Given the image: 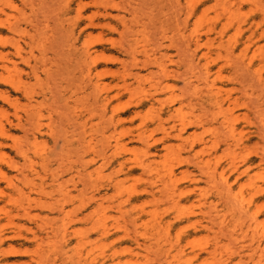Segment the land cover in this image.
<instances>
[{"label":"rangeland","instance_id":"1","mask_svg":"<svg viewBox=\"0 0 264 264\" xmlns=\"http://www.w3.org/2000/svg\"><path fill=\"white\" fill-rule=\"evenodd\" d=\"M58 1L0 0V148H2L0 149V169L5 170L8 174H16L11 166L9 167L13 162L14 165L22 167L35 165L36 170L54 188L57 189L56 184L64 182L65 189L62 191L57 190V192L53 188V195L50 196V199L45 200L52 201V204L58 200H64L62 203L65 204L66 211L69 210L68 213L72 212L71 218L73 219L67 220L70 222V226L73 225V228L69 226V236L71 237L68 236L64 240L65 244H63V241L62 244L69 248L66 250L70 251L71 256L76 257L78 264L80 257L83 264L86 261V264H91L92 259L97 258L101 251L112 254V249L114 252H118L117 256L120 257L118 259L126 261V259L141 258H138L139 261L135 260L133 264L139 262V264H167L168 260H172V264H264V257L260 259L256 256L255 260L241 259V256L254 253L252 248L258 246V237L251 230L248 231L247 228L244 229L240 225L239 218L232 215L235 213V208L232 210L233 204L231 205L230 202H226L227 200L223 196L218 195L219 192L217 191L221 184H218L216 188L212 187L213 190L209 189V186L211 188V186H216L217 183L213 184L214 181L211 180L213 183L209 181L208 185L205 179V177L208 179V176L204 175L205 173L200 167L201 172L198 170L200 161L211 160L214 166L218 165L220 167V173L222 172L221 168L227 170L230 181L233 180L231 183H234L237 173L228 170L229 162L234 161L242 167V170L252 166L249 176H243L241 181L236 184L237 186L235 185L234 191L235 194H241L240 198L245 199L246 202L254 199L251 214L258 213L259 221L264 224V195H258L257 193L260 186L264 189V183L259 179L260 175L264 176V168L258 167L261 158L256 154V151L264 147V141L255 133L264 124L261 118L250 112L251 123L248 122L250 121L246 114L248 110L244 107L234 112L231 111L232 118V115L228 114L231 122L234 120L233 123L237 126L239 132H237V135L245 134L242 148H235L236 150L233 148L234 150L229 149V151L226 148L228 147L226 142L228 129L225 131V128L223 129L216 121H213L211 117L213 112L211 111L212 109L216 110L214 112L218 111V109L212 108L214 104L211 105L212 107L209 105L210 108L208 109V103H205L211 92H208L209 87L207 88L197 78L202 76L199 75L202 73L198 69L199 72H196L199 74L196 72L191 74L193 70L187 72V75H191L193 78L197 74L198 81L195 78L192 80V84L195 83L194 85H186L180 78L168 76L164 72V70H178V66H181V64L183 66L180 72L187 71L186 66H184L185 63L183 64V57L175 46L176 44H174L178 41V37L175 34L176 30L173 22L167 20L170 17V14L166 15L170 12L167 0H66V2L63 0L66 5L61 2L58 3ZM255 1L258 3L254 4L255 2L248 0H198L200 2L199 13H196V17L199 21L197 22L195 20L197 18H194L192 22L197 23V28L196 24L195 27L194 24L191 27L197 31L199 30L198 32L195 31V33L197 32L195 34L196 37L198 36L197 39H202V36L205 38L200 39L202 49L199 53L203 50L200 53V56H202L203 53L212 52L210 58L204 59V61L206 64H210L214 72L225 65L227 59L233 61L237 59V55L239 56L242 48H244V45L240 42L245 40L246 34L249 36L251 33L249 30L250 23L260 22L261 26L253 29V31H257L255 33L256 43L247 54L252 57L255 53L261 51L259 54L257 53L259 57L253 68L252 76H255L254 79L257 78L254 74L256 70H260L264 74V60H262L264 59V0ZM185 2L187 3L188 0H183L184 4H186ZM236 7H240V10ZM229 8L237 10V14H234L236 16H233L235 19H240L239 21H235L234 18H231V15V17L229 16ZM107 14L109 16L105 17ZM92 16L97 20L98 25H91L89 18ZM203 17H205V20ZM200 20L205 24H199ZM232 20L235 27L239 22L246 26L241 34L242 36L237 32L238 26L235 28L234 25L230 24ZM214 25L215 27H213ZM225 25L229 28L226 30L224 40L228 46L231 47L236 39H241L239 40L241 50L238 48L235 55L229 54V52L231 53L229 51L230 47L227 50L228 47L218 48V44H215L219 43L218 41L221 38L219 33ZM9 27H13L15 30H8ZM200 29L201 32H205L201 33ZM211 38H215L213 40L214 45L210 41ZM207 41H210L211 44L210 42L208 44ZM228 41H231V43H228ZM88 44H91V49H97L95 55L93 54L94 57L92 56L93 59L83 56ZM259 45L262 46V48L260 47L261 50H259ZM84 48L86 49L82 50ZM155 59H158L156 64L154 63ZM204 61L202 65L200 63L201 66L206 65ZM204 67H200L201 71ZM224 75L225 77L235 76L234 71L229 67L225 68ZM223 80L226 83L221 84L220 82L218 86L216 85V88L222 90L221 95L224 98L231 93L234 97L241 96L244 100H251V98L257 97L263 88L256 84L253 85L257 81L256 79L255 82L250 80L252 81L250 84L253 83L252 85H234L227 79ZM98 82L100 85H96ZM198 82L201 84L199 85ZM98 88L100 91H98ZM94 89L98 90L95 92ZM225 106L228 108L229 104L227 103ZM173 107L176 108L173 109ZM173 110H180V113L178 114ZM171 111L176 115L172 113L171 116ZM176 116L177 119H175ZM77 117L83 119V121L88 120V133H85L86 135L83 133L85 129L81 128L84 125L77 124ZM160 117L163 118L162 122ZM167 117H170L169 120ZM112 118L113 120L117 119L118 122L111 120ZM120 118L122 121H120ZM193 120L195 123L192 122ZM20 121L26 125L25 128L17 127ZM178 131L182 132L181 135ZM165 134H167V138ZM174 135H177V137L175 138ZM178 135L180 136L178 137ZM108 137H111V139H108ZM85 138L88 140L94 138V140L87 141ZM80 139L82 141L84 139L86 142L83 145L80 142L79 145L78 141ZM107 141L113 143L112 146L119 141L121 145H126L127 149L121 150L118 156L109 157V161L105 160L103 154L106 152V155L110 156L112 153L109 150L110 145L108 146ZM260 142L263 143L260 144ZM162 143L164 144L162 145ZM174 145L176 147L172 151L171 148ZM194 146L195 148H193ZM202 146L203 155L200 151L195 150ZM18 147L28 149L32 158L30 157L27 160L19 155L16 151ZM207 147L210 149L209 155ZM132 148L134 151H132ZM164 149H170V151L164 152ZM38 150L40 151L38 152ZM45 151L47 152L43 153ZM154 151L157 152L152 153ZM196 152L200 153L197 155L201 159L198 158L199 161ZM5 153L8 159L13 158V160L10 159V161H13L12 163L7 158H3ZM252 153L251 158L256 159L253 164L248 162V158ZM206 155L212 159L206 157ZM149 160L151 161L150 164ZM195 160L197 164L194 163ZM142 162H145L146 165L148 163V172L146 168L141 167ZM86 163H89V166ZM98 166L101 167V171ZM27 168L29 170L31 167L28 166ZM84 168L88 170V177ZM76 170L78 172L83 170L86 175H83L82 171L79 172V174L82 173L79 176L76 174ZM167 172H170L169 175L172 177L167 175ZM172 173L175 174L172 175ZM81 175L86 176V179ZM161 175H165V177L163 176L165 179H169L172 183L175 182L178 185L176 186L175 183L174 185L167 180L169 181L168 184H172V186L165 191L166 180H162ZM155 177L159 178L156 180ZM54 178L55 180H62L54 183L51 181ZM81 179L85 180L84 183L87 182L86 187L83 182L81 183ZM203 179L206 181L203 182ZM155 180H159V182ZM38 181L41 182L40 179ZM6 183L4 180L0 181V195L3 193L4 199L7 195H13L14 193ZM153 183L156 185L153 186ZM158 185L160 190L156 188ZM196 186H198V189ZM172 187L175 191L172 190ZM204 188L206 191H211L206 192L203 190ZM144 189H147V191ZM199 189L203 191L201 192ZM237 189L240 193L237 192ZM161 190L163 191L162 194ZM178 190L181 195L183 192L184 194L179 195ZM65 191L68 197L65 195L63 199L62 196ZM148 191H152L154 197ZM106 192L110 194L108 195ZM172 192L178 194L177 198L179 200L175 198V201H173V198H170L172 202L181 203L177 206L179 209L175 206L172 207V205L177 204H172L166 196ZM204 192L207 193L203 194L207 199L203 202L204 197L201 194ZM57 193L63 194L59 196ZM94 193H97L96 195L101 193L102 196L104 194L106 199H98L99 201L96 199L97 201L90 202L89 199L91 200V195H95ZM163 193L166 197L164 198L167 200L161 198ZM175 194L174 197H176ZM131 196L133 201L127 203L126 201ZM4 199L0 200V228L5 229L6 235L11 237L18 231L22 233L23 238L33 237L30 228L34 227L35 230L39 228H37L36 223L30 221V216L35 218L38 215L36 218L40 219L39 215L41 216L49 210H42L29 200H24L27 210L20 209L19 215L13 212L14 216L12 217L15 223L11 224L10 216L6 215V211H1L4 207H6V210H12V207ZM162 199L163 202L160 201ZM198 199L201 202H198ZM101 200L102 202H100ZM61 201L60 204H62ZM97 202L106 205V210L103 212L105 213L104 219L106 225L112 230L108 238L102 237L101 228H97L99 224H97V220L100 216L96 217L95 215L88 221L82 213L86 214L97 210L98 205H100ZM133 205L135 208H133ZM95 206L97 207L95 208ZM126 207L128 209L129 207L132 208L127 212ZM89 208L94 210L89 211ZM176 209L178 211H175ZM56 211H49V213L51 215L53 213L52 216L54 217L58 214ZM183 212H185V215ZM77 213L78 215H76ZM91 214L93 213L91 212ZM222 214L229 216L227 222L231 223V227L225 232H222L221 227L217 224ZM78 216L82 221L77 218ZM206 216L208 219L212 216L217 217L212 218V221L209 219L211 222L216 219L215 224L217 226L214 223L211 224ZM59 218L61 219V217ZM188 218L189 220H187ZM55 220L52 221L55 222ZM133 220L136 221L135 225ZM139 220L144 224L138 226L141 223ZM158 221L161 222L160 226ZM205 223L206 227H204ZM59 224H61L60 221ZM156 225L158 226L156 227ZM56 227L58 228V225ZM76 227L81 228V230H78L79 234L81 232V237H79V234H72L77 230ZM163 227L167 229L164 230ZM126 229L131 231L132 237L124 238L123 234L124 231H127ZM229 231L233 232L229 233ZM42 232V230L39 231V234ZM230 235H234L233 241H230ZM59 236L53 237L54 241L58 238L56 240L59 241L56 242L57 245L52 240L53 247L46 249L43 253H50L52 261L57 258L58 264H73L70 259H66V261L64 259L63 261V258L57 255L62 246L60 243V237L62 238V236ZM23 238L19 239V246L20 249L29 250V256L13 258L8 262L10 264H38L34 260L36 259L34 254L37 244L25 241ZM138 238L142 248L136 242ZM236 238L238 240L234 241ZM145 242L149 245L144 246L143 243L146 244ZM217 243H219V250L211 254L210 250ZM6 247H8V244ZM76 248L80 253L77 254L76 251L77 256L73 251ZM126 248H130V250ZM178 249H182L183 253L179 252ZM136 251L141 252L139 256ZM197 254L198 257H196ZM78 256L80 257L77 258ZM62 257L67 258L64 255ZM232 259L233 261H231ZM4 262L8 263L6 261L2 263L5 264Z\"/></svg>","mask_w":264,"mask_h":264},{"label":"bare ground","instance_id":"2","mask_svg":"<svg viewBox=\"0 0 264 264\" xmlns=\"http://www.w3.org/2000/svg\"><path fill=\"white\" fill-rule=\"evenodd\" d=\"M11 1V0H10ZM57 1V0H56ZM186 1V0H185ZM248 1H252V2H255L254 4H256V2L257 1H255V0H248ZM13 2V1H12ZM11 2V3H12ZM59 2H61V3H64L65 5H66V0H65V2H63V0L61 1V0H59L58 1V3ZM71 2V1H70ZM167 2H169L168 4H169V13H167L166 15L168 16L169 14V16L170 17H168V21L169 22H173V25H174V28H175V34H176V36L178 37V41H176V42H174V44H176L175 46L178 48V50H179V52L181 53V55H182V57H183V64L185 63V65L184 66H186V68H187V71H184V72H180L181 71V69H182V64H181V66H178V70H172V71H167V70H164V72H166L167 74H168V76H174V77H176V78H180L184 83H186V85H191L193 82H192V80L193 79H195L196 78V76H198L197 74H199V73H197V72H199L200 71V73H202V74H199V75H202V76H198L197 78L199 79V81L200 82H202V84L203 85H205L208 89H209V91L208 92H211V94H210V97H208V99L205 101V99H204V101H205V103H208V106H207V108L209 109L210 107H212L211 105H213V107L212 108H216V109H218V111L217 112H214V111H216L215 109L213 110L212 109V111L211 112H213L211 115V117H212V119H213V121H216V123H218L219 125H220V127H222L223 129L225 128V131H226V129H228L227 130V133H228V135H227V138H226V142H227V146L228 147H226V148H228V150L229 149H232V150H234L235 148H237V149H239V148H242V146L244 145V142H243V140H244V135H243V133H241V134H239V135H237V132H238V129H237V126H236V124H234L233 123V121L231 122V118L233 117V115H232V113H230L231 111H235V110H237V109H240V108H242V107H244V108H246L247 110H248V113L246 112V114H247V116H248V118H250V121H248V122H250L251 123V117L249 116L250 115V112H253V114H256L259 118H261V120L263 121V123H264V74H262L261 73V71L260 70H254L255 71V73L254 74H256V77L257 78H255L257 81V83L255 82V79L253 78V77H255L254 75L252 76V71H253V68L255 67V65H256V62H257V58L259 57L258 56V54L261 52V51H259V52H257V53H255L252 57L250 56V54H249V56H248V52L252 49V47L254 46V44L256 43L255 42V33L257 32H255V31H253V29L255 28V27H260L261 26V24H260V22H252V23H250V26H249V30H250V34H249V36H247V34H246V36H245V40H243L242 42H240L239 40H241V39H239V40H235L234 41V43H233V45L230 47V46H228L227 44H226V42L224 41L225 40V33H227L226 32V30H228L229 28H228V26L227 25H225V27H224V29L222 30L221 29V33H219L220 34V36H219V34H218V36L219 37H221L220 38V41H218L219 43H215V44H218V48H223V47H228L227 48V50L229 49V47H230V50L229 51H231V53L229 52V54H232V55H235L236 54V51L238 50V48L240 47V44H239V42L241 43V44H243L244 45V48H242V51H241V54L240 53H237V54H240L239 56L237 55V59L236 60H231V59H227L226 61V64L225 65H223V66H221V67H219V70L218 71H216V72H214V70L212 69V67L210 66V64L208 63V64H206L205 63V61H204V59H208V58H210V56H211V51L210 52H207V53H203V55L202 56H200V53L201 52H203V50L199 53V51L202 49V44H200V39H197L198 38V36L196 37L195 36V34L199 31H197V30H195V29H192V27H191V25L192 24H194L193 22H192V20L194 19V18H197L196 17V13L198 12V8H199V4H200V2H198V0L196 1V0H188V2L186 3V4H184L183 3V0H167ZM228 2H230V1H228ZM61 3H60V5H61ZM258 3V2H257ZM168 4H167V6H168ZM63 5V4H62ZM64 5V6H65ZM85 6V5H84ZM72 7V6H71ZM65 8H67V7H65ZM235 8V7H234ZM233 8V9H234ZM238 7H236V9H237ZM232 8H229V16L231 17V18H234L235 19V17L234 16H236V15H234V14H237V10L236 9H234L233 10ZM239 10H240V7L238 8ZM235 10H236V12H235ZM79 11V10H78ZM235 12V13H234ZM199 13V12H198ZM82 14V13H81ZM79 15V14H78ZM172 15V16H171ZM234 15V16H233ZM83 16V15H82ZM109 15L107 14V15H105V17H108ZM79 17V16H78ZM80 18V17H79ZM121 18V17H120ZM201 18V17H200ZM204 18V20H205V17H203ZM230 18V19H231ZM237 18V17H236ZM233 19V20H234ZM238 19V18H237ZM235 19V21H239L240 19ZM59 20V19H58ZM57 20V21H58ZM89 20H90V22H91V25L92 26H96V25H98L97 23H96V19L92 16V17H90L89 18ZM195 20H197V22L199 21L198 20V18L197 19H195ZM195 20H194V22H195ZM228 20H229V18H228ZM230 21V24L231 25H234V21ZM205 22V21H204ZM216 22V21H215ZM246 22V21H245ZM263 22V21H262ZM261 22V23H262ZM216 23H218V22H216ZM240 23V22H239ZM238 23V25L236 24V27H235V25L233 26V27H235V28H237V26H238V28H237V32L241 35L242 33H243V31H244V29H245V25H243V23H240L239 24ZM196 24V28H197V23H195ZM195 24H194V27H195ZM199 24H205V23H203L202 22V20H200V23ZM198 24V25H199ZM219 24V23H218ZM225 24V23H224ZM223 24V25H224ZM263 24V23H262ZM229 25V24H228ZM249 25V24H248ZM218 26V25H217ZM191 27V28H190ZM200 27V26H199ZM203 27V26H202ZM213 27H215V25L213 26ZM230 27V26H229ZM204 28V27H203ZM217 28V27H216ZM192 29V30H191ZM256 29H258V28H256ZM8 30H11V31H13V30H15V28H13V27H9L8 28ZM207 30H209V29H207ZM214 30V29H213ZM213 30H211V31H213ZM216 30V29H215ZM195 31H197L196 33H195ZM217 31V30H216ZM200 32H201V29H200ZM203 32H205V31H203ZM203 32H201V33H203ZM218 32H220V30H218ZM218 32H215L216 34L218 33ZM213 33V32H212ZM205 34V33H204ZM215 34V37L217 36ZM208 36H210V35H208ZM239 36V35H238ZM242 36V35H241ZM212 37V36H211ZM208 38V37H207ZM202 39H205L203 36H202ZM201 39V40H202ZM210 39V38H209ZM215 38H211V42H212V45H214V43H213V40H214ZM218 39V38H217ZM216 39V40H217ZM208 40V39H207ZM209 41V42H210ZM208 42V41H207ZM209 42H208V44H209ZM211 42H210V44H211ZM202 43V42H201ZM228 43H231V41H228ZM86 44V43H85ZM206 44V43H205ZM208 44H207V47L209 48V46H208ZM216 46V45H215ZM256 46V45H255ZM84 47H86L85 45H84ZM242 47V46H241ZM262 48V46L261 45H259V50H261V48ZM87 48V49H86ZM86 48H84V49H82V50H85V52H84V55L83 56H85V58L87 57L88 59H90V58H92L93 59V54L94 53H96L97 52V49L96 50H93V49H91L92 47H91V44L89 45H87V47ZM216 48V47H215ZM239 50H241L240 48H239ZM80 51H81V49H80ZM205 51V50H204ZM258 51V50H257ZM79 52V51H78ZM82 53H83V51H81ZM80 52V53H81ZM214 52H216V51H214ZM81 53V54H82ZM228 54V55H229ZM95 55V54H94ZM93 56V57H92ZM260 56H262V55H260ZM229 57H230V55H229ZM264 58V57H263ZM87 59V60H88ZM96 59V58H95ZM200 60V61H199ZM204 61V63L206 64V65H204V66H201L202 64H203V61ZM262 60H264V59H262ZM155 62V64L156 63H158V59H155L154 60ZM199 61V62H198ZM201 61H202V63H201ZM147 63H153V62H147ZM200 63H201V65H200ZM212 63V62H211ZM220 66V65H219ZM259 66H260V64H259ZM200 67H204V68H202V71H201V69H200ZM227 67H229V68H232V70L234 71V75L235 76H233V77H225V75H224V70H225V68H227ZM2 68H5V67H2ZM1 69V68H0ZM197 69L199 70V71H197ZM191 70H193V71H191ZM91 71V75H92V69L90 70ZM189 71H191V74H194L193 72H196L195 74L196 75H194L195 76V78H193L191 75L190 76H188L187 74L189 73ZM188 72V73H187ZM263 72V71H262ZM90 75V76H91ZM186 75H187V77H186ZM250 77H252L251 79H250ZM197 78H196V80H197ZM223 79H227L228 81H231L234 85H252L253 83H251L250 84V82H255L253 85H259L260 87H263L261 90H260V92L258 93V95H257V97H253V98H251V100H244L241 96H238V97H234L231 93H229L228 94V96L226 97V98H224V96L223 95H221L222 94V90L220 89V88H216V85L218 86V83H220L221 82V84L223 83H226ZM250 80H252V81H250ZM198 81V80H197ZM199 83V82H198ZM195 84V83H194ZM194 84H192V85H194ZM201 83H199V85H200ZM96 85H100L99 84V82L96 84ZM93 86V85H92ZM95 86V85H94ZM95 88H96V86H95ZM99 88H101L100 86H99ZM98 88V89H99ZM98 89H96V90H98ZM224 89V88H223ZM95 90V89H94ZM96 90H95V92H96ZM98 91H100V89L98 90ZM207 92V93H208ZM208 96H209V94H208ZM205 98V97H204ZM178 102H180V101H178ZM183 102V101H182ZM210 102V103H209ZM229 104V106H228V108H226L227 106H225L226 104ZM179 104V103H178ZM181 104V103H180ZM179 104V105H180ZM185 104V103H184ZM209 105H210V107H209ZM174 108H176V107H173V109ZM181 109H182V107H181ZM185 109V108H184ZM106 110V109H105ZM163 110V109H162ZM174 111V110H173ZM113 112V111H112ZM174 112H178V114L180 113V110H175ZM174 112H172L171 111V113H170V115L172 116V113H174ZM175 114V113H174ZM173 114V115H174ZM228 114H230V115H232L231 116V118H230V116L228 115ZM119 115V114H118ZM176 115V114H175ZM174 115V116H175ZM81 116V115H80ZM123 116V115H122ZM158 116V115H157ZM114 118H115V116H113ZM163 117H164V114H163ZM165 117H166V115H165ZM78 118V117H77ZM77 118H76V120H77ZM82 118H84V117H82ZM155 118H157V117H155ZM168 118V117H167ZM170 118V117H169ZM169 118H168V120H169ZM179 118H180V116H179ZM186 118H187V116H186ZM158 119V118H157ZM156 119V120H157ZM165 119V118H164ZM174 119V118H173ZM175 119H177V116H176V118ZM82 120V121H81ZM111 120H113V118L111 119ZM167 119H166V121H168ZM171 120V119H170ZM181 121H182V119H180ZM184 120V119H183ZM248 120V119H247ZM81 121V122H80ZM113 121H117L118 122V120L116 119V120H113ZM120 121H122V119L120 118ZM160 121L162 122L163 121V118L162 117H160ZM176 121V120H175ZM158 122V121H157ZM161 122L159 123L160 124V126H161ZM174 122V121H173ZM177 122H180V121H177ZM183 122H185V121H183ZM192 122H194L195 123V121L193 120ZM201 122V121H200ZM80 124L81 126H82V124L84 125L83 127H81V128H84L85 129V131L83 132L84 134L85 133H88V131H87V126H88V120H86V121H83V119H79L78 118V122H77V124ZM112 123V122H111ZM172 123V122H171ZM193 123V124H194ZM198 123V122H197ZM202 123H203V121H202ZM78 124V125H79ZM112 124H114V123H112ZM164 125H165V122L163 123ZM163 125V126H164ZM181 125H183V124H181ZM180 125V126H181ZM200 125V124H199ZM203 125V124H202ZM115 126V125H114ZM179 126V127H180ZM17 127H22V128H25L26 127V125L22 122V121H20L18 124H17ZM178 127V128H179ZM188 128V127H187ZM182 129V128H181ZM183 129H184V127H183ZM115 130H117V129H115ZM4 131H5V129H4ZM182 131V130H181ZM179 132V131H178ZM82 133V134H83ZM169 133H171V132H169ZM180 133V132H179ZM182 133V132H181ZM181 133H180V135H181ZM239 133V132H238ZM255 133L257 134V135H259L260 137H261V139L264 141V124L262 125V126H260L256 131H255ZM4 134V133H3ZM83 134V135H84ZM86 135V134H85ZM92 135V134H91ZM166 135L167 134H165V137H166ZM180 135H178V137L180 136ZM241 135V136H240ZM90 136V135H89ZM142 136V135H141ZM175 136V138L177 137V135H174ZM183 136V135H182ZM237 136H240V137H237ZM92 137V136H91ZM112 137H113V135H112ZM140 137V136H139ZM172 137H173V133H172ZM84 138V137H83ZM167 138V137H166ZM230 138H232V139H230ZM87 141H93L94 140V138H92L91 140H88L87 138H85ZM108 139H111V137H108ZM107 139V140H108ZM162 139V138H161ZM181 140V139H180ZM259 140V139H258ZM162 141H164V140H162ZM167 141V140H166ZM171 141H173L172 139H171ZM202 141V140H201ZM79 142V145L81 144L80 142H82V145H83V143L84 142H86V141H84V139H83V141H82V139H80V141H78ZM150 142V141H149ZM165 142V141H164ZM219 142V141H218ZM3 143V142H2ZM153 143V142H152ZM152 143H150V144H152ZM173 143V142H172ZM171 143V144H172ZM215 143V142H214ZM261 143H263V142H260V144ZM107 144H108V146H109V150L110 151H112V153H111V155L109 156V155H106L107 153L105 152L103 155H105V160H108L109 161V157L111 158V157H114V156H118L119 155V152L121 151V150H126L127 149V146L126 145H121L120 144V142L118 141L117 142V144L116 145H114V146H112V144L113 143H109V141H107ZM164 143H162V145H163ZM169 144H170V142H169ZM204 145H206L205 143H203ZM258 144H259V141H258ZM165 145H167V144H165ZM226 145V144H225ZM208 146V145H207ZM263 146V145H262ZM151 147V146H150ZM176 146L174 145V147H172L171 149H172V151H173V148H175ZM239 147V148H238ZM148 148V147H147ZM166 148H169V147H166ZM193 148H195V146L193 147ZM214 148L216 149V147H215V145H214ZM234 148V149H233ZM0 149H2V148H0ZM4 149V148H3ZM105 149H107V148H105ZM151 149V148H150ZM156 149V148H155ZM203 150V146L202 147H200V148H198V150L197 149H195L196 151H200V153L202 154V150ZM207 149H208V152L207 151H205V152H207L208 153V155H209V148L207 147ZM165 151L164 152H167V151H170V149L168 150V149H164ZM227 150V151H228ZM231 150V151H232ZM236 150V149H235ZM16 151H17V153H19V155H21L22 157H24L25 159H27V160H29L30 159V157H31V154H29V150L28 149H25L24 147H18V148H16ZM40 150H38V152H39ZM105 151V150H104ZM132 151H134L133 150V148H132ZM230 151V150H229ZM47 151H45V152H43V153H46ZM155 152H157V151H154V152H152V153H155ZM257 152V153H256ZM255 153L257 154V155H259V157L261 158V159H259L260 160V163L258 164V167L259 168H264V147H262L260 150H258V151H256ZM3 153V152H2ZM7 153V152H6ZM3 154V158L4 159H6L7 158V154H10V153H7V154ZM162 153V152H161ZM197 153V152H196ZM200 153H197L196 154V157H197V159L199 158L197 155H199ZM151 154V153H150ZM204 154V153H203ZM202 154V155H203ZM206 154V153H205ZM212 154H215V153H212ZM30 155V156H29ZM162 155H163V153H162ZM165 155V154H164ZM201 155V156H202ZM251 155H253V153L252 154H250V156H249V158H248V162L249 163H255L254 161H256V159H254V158H251L252 156ZM10 156V155H9ZM148 156V155H147ZM167 156V155H166ZM211 156V155H210ZM215 156V155H214ZM11 157V156H10ZM206 157H208L207 155H206ZM12 158V157H11ZM10 158V159H11ZM32 158V157H31ZM116 158V157H115ZM126 158V157H125ZM208 158H211V157H208ZM215 158V157H214ZM8 159V158H7ZM10 159H8L9 160V162H13V161H10ZM200 159V158H199ZM199 159H198V161H199ZM205 159V158H204ZM212 159V158H211ZM11 160H13V158L11 159ZM116 160V159H115ZM124 160H126V159H124ZM201 160V159H200ZM206 160V159H205ZM119 161V160H118ZM139 161V160H138ZM141 161H143V160H141ZM258 161V160H257ZM31 162H32V160H31ZM149 162V164H150V160L148 161ZM153 162V161H152ZM212 162L213 161H211V160H207V161H200L199 162V166H198V170L201 172V170H203V172L205 173H203L205 176L207 175L208 176V179L205 177V179L208 181H206L205 179H203L204 181L203 182H205L206 181V183L208 184L209 183V181L211 182V180L212 181H214V183L213 182H211V183H213V184H216V186H211V188H210V186H209V189H211V190H213V188L212 187H214V188H216L217 187V185L218 184H221V185H219V190L217 191V192H219L218 193V195H220V196H223V198H225L226 200H224V201H226V202H230V204L232 205V206H234L233 208H232V210H234V208H235V213H233L232 215H235V217H237V218H239L238 220L240 221V225L242 226V227H244V229L245 228H247V230L249 231V230H251V232H253L254 233V235H256L257 237H258V246L256 247V248H252V250L254 251V253H252V254H250V255H247V256H241V259H243V258H249V259H251V260H255V258H256V256H258L260 259H262L263 257H264V224H261V222L259 221V218H258V213H253V214H251V206H252V203L254 202V199H252L251 201H249V202H246V200L245 199H241L240 198V196H242L241 194L239 195V194H235V191H234V187H235V185L237 184V183H239L240 181H241V179L243 178V176H249V174H250V171H251V169H252V166H249V167H247V168H245L244 170H242V167L241 166H239V165H237L234 161H231V163L229 162V164H228V170H230L232 173H237V176H236V178H235V180H234V183H231V181H233V180H231L230 181V178H229V175L227 174V170H225L224 168H221L222 169V172L220 173L219 172V170H220V167L218 166V165H216V166H214L213 164H212ZM194 163H196V160L194 161ZM88 166H89V163H86ZM116 164V163H115ZM197 164V163H196ZM147 165H148V163H147ZM147 165H146V163L145 162H142L141 163V167H144V168H146V170H147V172H148V168H147ZM154 165V164H153ZM174 165V164H173ZM2 166V165H1ZM11 166V168L16 172V174H8V173H6V171L4 170H2V169H0L1 171H0V181L1 180H4V181H6L7 183L6 184H8V187L12 190V192H14L13 193V195L11 194V195H7V199L5 198H3L4 197V194L3 193H1V195H3V196H1L0 195V200L1 199H4V201L8 204V205H10L11 207H12V210H6V207H4L1 211H6V215H8V216H10L9 218L11 219V224H14L15 223V221H14V218L12 217V216H14L13 215V212H16L15 214L17 215H19L20 213V209H23V210H27V206H26V204L24 203V200H29L31 203H34V204H36V206H39L42 210H46V211H52V212H54V211H56L58 214H60V215H58L57 213H55V214H57L58 215V217H57V215L55 216L54 215V217L52 216L53 215V213H52V215L49 213V211L48 212H45L43 215H39V217H40V219H37L36 217L38 216H36L35 218H33V217H31L30 216V221L31 222H34V223H36L37 225V228H39L38 230H35L36 228H30V231H31V235H33V237H31V236H29V237H26V238H23V235H22V233H20L19 231L18 232H16V234L14 235V236H8V235H6V233L4 232L5 231V229H3V228H0V264H3L2 262L3 261H6V262H8L9 260H11V259H13V258H18V257H26V256H29V254H30V251L29 250H24V249H20V246H19V244H20V241H19V239H21V238H23V239H25V241L27 240L28 242L30 241L31 243L33 242V243H36L37 244V248H36V250H35V254H34V258H36V259H34V260H36V262L38 263V264H58L57 262V258H55V259H53V261L51 260V256H50V253H48V252H44L43 253V251H45L46 249H50L51 247H53L52 246V244H56L57 245V243L59 242V241H56L57 239H55V241H54V236L56 237V236H62V238L60 237V243L62 244L63 242H64V240H66L67 239V237L70 235L69 234V231H70V227H72V226H70L69 224H70V222H68L69 221V219L71 220V219H73V218H71V213L69 212L68 213V211H66V206H65V204H63L62 202L64 201V200H58L56 203L54 202L53 204L51 203L52 201H50V202H48V200H45V199H50L51 197V195H53L52 194V191H54L56 188H54V186H52V184H49V182L45 179V178H43L44 176H41V174H40V172L39 171H37L36 170V166L35 165H28L29 167H31V168H29V170H27L28 168V166L27 167H22V166H20V165H14V162H13V164L12 165H9V167ZM82 166V165H81ZM80 166V167H81ZM101 166V165H100ZM100 166H98V167H100ZM119 166V165H118ZM149 166V165H148ZM152 166V165H151ZM150 166V167H151ZM172 166V165H171ZM195 166V165H194ZM221 166V165H220ZM223 166V165H222ZM79 167V166H78ZM125 167V166H124ZM199 167H200V169H199ZM2 168V167H1ZM82 169H83V166H82ZM85 169H86V171H85ZM143 169V168H142ZM141 169V170H142ZM83 171V170H82ZM82 171H79V172H82ZM87 173V175H86V173ZM84 171L82 172V173H84L83 175H86L87 177L89 176V174H88V170H87V168H84ZM91 171V170H90ZM100 171H101V167H100ZM168 171V170H167ZM174 171V170H173ZM75 172V171H74ZM73 172V173H74ZM79 172H78V170H76V174H78L79 176H80V174H82V173H80L79 174ZM92 172H93V170H92ZM171 172V171H170ZM169 172V173H170ZM96 172H94V174H95ZM101 173V172H100ZM168 173V172H167ZM169 173L167 174V175H169ZM220 173V174H219ZM97 174V173H96ZM130 174V173H129ZM175 174V173H174ZM173 173H172V175H174ZM98 175V174H97ZM133 175V174H132ZM200 175V174H199ZM219 175H220V177H219ZM231 175V174H230ZM33 176V177H32ZM78 176V177H79ZM82 176V175H81ZM86 176H82V177H84V179H86L85 177ZM162 176V175H161ZM164 177H165V175H163ZM162 176V177H163ZM170 176V175H169ZM168 176V177H169ZM81 177V178H82ZM163 177V179L162 180H164L165 178ZM170 177H172V176H170ZM174 177V176H173ZM219 177V178H218ZM75 178V177H74ZM156 178V177H155ZM157 178H159V177H157ZM157 178H156V180H157ZM201 178H203L202 176H201ZM201 178H199V180H201ZM221 178V179H220ZM38 179H40L41 180V182H39L38 181ZM62 179H63V177H62ZM62 179H59V180H62ZM71 179H72V177H71ZM83 179V178H82ZM81 179V180H82ZM171 179H173V178H171ZM259 179H260V181H262L263 183H264V176H262V175H260V177H259ZM59 180H55V178L54 179H52L51 181H53L54 183H57V182H59ZM64 180V179H63ZM75 180V179H74ZM80 180V179H79ZM155 180V181H156ZM166 180V185H164V187L166 188L165 189V191L167 190V188H169V187H171L172 186V184H174V183H172V181H170L169 179H165ZM167 180H169L172 184L171 185H169L168 183H169V181H167ZM174 180V179H173ZM85 182V180H82L81 181V183L82 182ZM175 181V180H174ZM220 181V182H219ZM80 182V181H79ZM83 182V184H84V186L86 185V183H84ZM112 182H115V181H112ZM111 182V183H112ZM156 182H159V180L158 181H156ZM155 182V183H156ZM219 182V183H218ZM51 183V182H50ZM67 183V182H66ZM68 183H69V181H68ZM68 183H67V185H68ZM163 183V182H162ZM201 183V182H200ZM109 184V183H108ZM114 184H117L116 182L114 183ZM176 184V183H175ZM174 184V185H175ZM212 184V185H213ZM66 185V186H67ZM77 185V184H76ZM110 185V184H109ZM154 185H156V184H154L153 183V186ZM178 184H176V186H177ZM209 185V184H208ZM69 186V185H68ZM94 186V185H93ZM152 186V185H151ZM237 186V185H236ZM55 187H57V189L55 190V191H62L63 189H65L66 187H65V184H64V182L63 183H59V184H56V186ZM86 187V186H85ZM94 187H96V186H94ZM106 187H108V186H106ZM114 187H115V185H114ZM156 187V186H155ZM160 187H161V189H162V184L160 185ZM160 187H159V185L156 187V188H158L159 190H160ZM178 187H180V186H178ZM178 187H176V188H178ZM197 187V189H198V186H196ZM200 187V186H199ZM239 187V186H238ZM54 188V190H52ZM69 188V187H68ZM93 188V187H92ZM152 188V187H151ZM175 188V189H176ZM200 188H202V187H200ZM208 188V187H207ZM260 189L257 191V193H258V195H264V189L263 188H261V186L259 187ZM149 189V188H148ZM158 189H157V191H158ZM171 189V188H170ZM174 189V187H172V190ZM179 189V188H178ZM84 190H85V188H84ZM95 190H96V188H95ZM94 190V191H95ZM119 190V189H118ZM144 190H146L147 191V189H144ZM156 190V189H155ZM164 190V189H163ZM200 190V189H199ZM199 190H198V192H199ZM203 190H205V188L203 189ZM203 190H200L201 192L203 191ZM210 190V191H211ZM238 190V189H237ZM243 190V189H242ZM57 191V192H58ZM66 191H67V189H66ZM66 191H65V193H64V195L62 196V194L60 195L59 193H57V195L59 194V196H62L63 197V199L65 198V195L67 196V194H66ZM153 191V190H152ZM152 191H148V192H150V193H152L153 194V196L152 197H154V191L152 192ZM165 191H164V193H165ZM173 191H175V190H173ZM182 191V190H181ZM206 191V190H205ZM210 191H206V192H210ZM70 192V191H69ZM72 192V191H71ZM93 192V191H92ZM100 192V191H99ZM98 192V193H99ZM110 192V191H109ZM118 192V191H117ZM148 192H146V193H148ZM162 190H161V194H162ZM168 192V191H167ZM171 192V191H170ZM177 192H179V195H181L180 193V191L178 190ZM206 192H204V193H202L201 195H205V193ZM237 192H239V190L237 191ZM107 193V192H106ZM164 193H163V196H161V198H163V199H165L166 197H165V195H164ZM240 193V192H239ZM243 193V192H242ZM35 194V195H34ZM56 194V193H55ZM95 194V193H94ZM97 194V193H96ZM91 195V200L89 199V201L90 202H95V200L97 199H103V200H105L106 199V197H105V195L103 194V196H102V194L100 193V194H98V195ZM108 194V193H107ZM110 194V193H109ZM108 194V195H109ZM158 194V193H157ZM157 194H155V196H157ZM160 194V195H161ZM174 192H172V193H168V195H166L167 196V198L168 199H170V201L172 202V200H171V198H173V201H175V198L176 199H178L177 198V196H178V194L176 195L175 194V196L176 197H174ZM183 194H184V192H183ZM182 194V195H183ZM207 194V193H206ZM210 194V193H209ZM100 195V196H99ZM150 195V194H149ZM181 195V196H182ZM187 195H189V194H187ZM199 195V194H198ZM197 195V196H198ZM202 196V197H204V199H202L203 200V202L204 201H206V199H207V197L205 198V196ZM110 196H112V195H110ZM139 196V195H138ZM147 196V195H146ZM151 196V195H150ZM159 196V195H158ZM225 196V197H224ZM53 197V196H52ZM68 197V196H67ZM134 197V196H133ZM152 197L150 198L151 200H152ZM165 197V198H164ZM171 197V198H170ZM180 197V196H179ZM199 197V196H198ZM198 197H196V198H198ZM108 199H109V196L107 197ZM143 198V197H142ZM147 198V197H146ZM160 198V197H159ZM107 199V200H108ZM136 199V198H135ZM139 199V198H138ZM163 199L162 200H160L161 202H163ZM180 199H181V197H180ZM201 199V198H200ZM200 199H198V202H201V201H199ZM96 200V201H97ZM106 200V201H107ZM158 200V199H157ZM165 200H167V199H165ZM179 200V199H178ZM177 200V202H179ZM60 201H61V203L62 204H60ZM87 201V200H86ZM85 201V202H86ZM89 201H87V202H89ZM99 201V200H98ZM105 201V202H106ZM131 201H133V199H132V196H131V198H129L126 202L128 203V202H131ZM142 201V200H141ZM154 201V200H153ZM156 201V200H155ZM84 202V204L85 205H87V203H85ZM89 202V203H90ZM100 202H102V200L100 201ZM99 202V203H100ZM104 202V201H103ZM159 202V201H158ZM66 203V202H65ZM98 203V202H97ZM98 203V204H99ZM137 203V202H136ZM174 203H176V202H172V204H174ZM236 203V204H235ZM93 204H95V203H93ZM171 204V205H172ZM177 205H172V207L173 206H175L176 208H178L177 206H179L181 203H176ZM179 204V205H178ZM227 204H229V203H227ZM227 204H225L226 206H227ZM105 204L104 203H100V205H98L99 207H98V209L97 210H95V211H91V210H94V209H90L89 211H91L93 214H91V212L90 213H84V212H82L83 214H84V218H87V220L89 221V219H91L93 216H95L96 215V217L97 216H100V217H98V220H97V224H98V226H97V224H96V226H97V228H101V230H100V232H101V236L102 237H105V238H108L109 237V235L112 233V230L108 227V225H106V220L104 219V216H105V213H103L104 212V210H106L105 209V207H106V205L104 206ZM142 205V204H141ZM224 205V206H225ZM230 205V206H231ZM229 206V205H228ZM14 207V208H13ZM97 206H95V208H96ZM103 207V208H102ZM93 208V207H92ZM122 208V207H121ZM130 208H132V207H129V209ZM133 208H135L134 207V205H133ZM82 209V208H81ZM128 208L126 207V210H127ZM129 209L127 210V212L129 211ZM179 209V208H178ZM229 209H231V207H229ZM136 210V209H135ZM227 210H228V208H227ZM175 211H178L177 209L175 210ZM230 212V211H229ZM74 213V212H73ZM81 213V214H82ZM129 213H131V212H129ZM174 213V212H173ZM184 213V215H185V212H183ZM187 213V215H188V211L186 212ZM28 215H29V213H27ZM89 214H90V216H89ZM182 214V213H181ZM230 214H231V212H230ZM229 213H228V215H230ZM76 215H78V213L76 214ZM89 216V218H88V216ZM208 215H210V214H208ZM8 216H7V218H8ZM25 216H27V215H25ZM75 216V215H74ZM87 216V217H86ZM139 216V215H138ZM178 216H179V214H178ZM181 216V215H180ZM217 216V215H216ZM222 217H221V221L219 220V222H217V220L215 219L214 220V222H211L212 221V218L214 219V218H217V217H214V216H212V217H209V219L211 220H209L208 219V217L206 216V219H208V221H210L211 222V224L212 223H214L215 224V221L217 222V224H218V226H220L221 227V231L222 232H225L226 230H228L230 227H231V223H229V222H227L228 221V218H229V216H227V215H221ZM59 218V217H61V219L59 218V219H57V218ZM79 217L80 216H78L77 218L79 219ZM82 217V216H81ZM184 217V216H183ZM53 218V219H52ZM76 218V217H75ZM74 218V220H76ZM84 218H83V220H84ZM139 218H141V217H139ZM156 218V217H155ZM159 218V217H158ZM219 218V217H218ZM54 219H56L55 220V222L54 221H52V220H54ZM81 219V218H80ZM79 219V220H80ZM94 219H95V217H94ZM160 219V218H159ZM68 220V221H67ZM135 220H136V217H135ZM141 220H143V219H141ZM141 220H139V221H141ZM156 220V219H155ZM161 220V219H160ZM187 220H189V218L187 219ZM59 221H60V223L61 224H59ZM73 221V220H72ZM77 221V220H76ZM80 221H82V220H80ZM85 221H86V219H85ZM91 221H93V220H91ZM134 221V220H133ZM139 221H137V222H139ZM143 221H145V220H143ZM164 221V220H163ZM170 221V220H169ZM172 221V220H171ZM9 222V221H8ZM87 222V221H86ZM135 222L136 221H134V225H135ZM156 222V221H155ZM159 222V221H158ZM148 223V222H147ZM198 223H200V222H198ZM58 225V228L56 227V225ZM137 224V223H136ZM144 224V223H143ZM142 224V221H141V223H139V225L138 226H140V225H143ZM160 224H161V222H159V226H160ZM162 224H163V222H162ZM173 224V223H172ZM208 224V223H207ZM61 225V226H60ZM165 225V224H164ZM203 226H204V224H202ZM210 225V224H209ZM216 225V224H215ZM16 226V225H15ZM70 226V227H69ZM74 226H76V225H74ZM137 226V225H136ZM137 226V227H138ZM158 225H156V227H157ZM214 226V225H213ZM217 226V225H216ZM1 227V226H0ZM143 227V226H142ZM173 227V226H172ZM196 227V226H195ZM202 227V226H201ZM204 227H206V223H205V226ZM73 228V227H72ZM164 228V227H163ZM210 228H213V227H210ZM51 229H52V231H51ZM75 229H77L76 231H74V233H72V234H76V235H78L79 234V229L81 230V228H78V227H76ZM94 229V228H93ZM137 229H139V228H137ZM160 229H162V228H160ZM167 228H164V230H166ZM208 229H209V226H208ZM43 231L41 234H39V231ZM127 231H124L125 233L123 234V236H124V238H129V237H132L131 235V231H129L128 229H126ZM163 230V229H162ZM164 230H163V232H164ZM212 230V229H211ZM137 231V230H136ZM170 231V230H169ZM84 232V231H83ZM171 232V231H170ZM231 232H233V231H229V233H231ZM165 233V232H164ZM186 233V232H185ZM52 234V235H51ZM59 234V235H58ZM80 234H81V232H80ZM79 234V235H80ZM82 234H84V233H82ZM144 235V234H143ZM167 235H169L168 233H167ZM73 236V235H72ZM69 237H71V236H69ZM79 237H81V235L79 236ZM78 237V238H79ZM234 238V235H230V241H233L232 239ZM62 239V240H61ZM155 239H156V237H155ZM169 239V238H168ZM52 240H53V242H52ZM75 240H76V238H75ZM238 240V238H236L234 241H237ZM63 241V242H62ZM181 241V240H180ZM57 242V243H56ZM67 242H69V241H67ZM73 242H74V240H73ZM136 242H138V244L139 245H141V242L139 241V238L137 239V241ZM178 242V241H177ZM75 243V242H74ZM78 243V242H77ZM76 243V244H77ZM81 243V242H80ZM146 243V242H145ZM8 244V247H6V245ZM24 244V243H23ZM63 244H65V242L63 243ZM62 244V246H61V248H60V245H59V252L57 253V255L59 256V257H61V258H63V261H64V259H65V261H66V259L68 260V259H70L71 260V262H73V264L75 263V264H78L77 263V261H76V257L74 258L73 256H71L70 254L71 253H69L68 252V250H66V249H69V248H66V246L65 245H63ZM72 244V243H71ZM147 244V243H146ZM144 244L143 243V245L144 246H148L149 244ZM153 244V243H152ZM181 244V243H180ZM75 245V244H74ZM178 245V244H177ZM77 246H78V248H79V243L77 244ZM6 247V248H5ZM71 247V246H70ZM178 247V246H177ZM78 248H76V249H72L73 251H75V256H77V254H80L78 251L79 250H77ZM101 248V247H100ZM115 248V247H114ZM125 248V247H124ZM131 248V247H130ZM130 248L129 249H127V250H130ZM140 248V247H139ZM141 248H142V245H141ZM146 248V247H145ZM149 248V247H148ZM66 250V251H65ZM123 250V249H122ZM125 250V249H124ZM123 250V251H124ZM126 250V251H127ZM179 250V252H181V253H183V250L182 249H178ZM209 250V249H208ZM219 250V243H217L216 245H214V247H213V249L212 250H210L211 252V254H214V253H216L217 251ZM251 250V251H252ZM76 251L78 252L77 254H76ZM131 251H132V249H131ZM140 251V250H139ZM139 251H136V252H138V256H139V254L141 253H139ZM252 251V252H253ZM112 254L111 253H109V252H107V251H101L100 252V255L97 257V258H94V259H92V261H91V264H133L134 263V261L136 260V261H139L138 260V258L139 259H141L140 257H138L137 259L136 258H134L133 260L131 259V260H128V259H126V261L125 260H123V259H118V258H120V257H118L117 256V254H118V252H114L113 251V249H112ZM133 252V251H132ZM136 252H135V254H136ZM172 253V252H171ZM133 254V253H132ZM169 254V253H168ZM257 254V255H256ZM67 256V258L65 257H62V256ZM85 255V254H84ZM137 255V254H136ZM182 255V254H181ZM142 256V255H141ZM170 256H171V254H170ZM80 256H78L77 258H79ZM86 257V256H85ZM196 257H198V254L196 255ZM73 258L75 259L74 261H73ZM126 258H128V257H126ZM131 258V257H130ZM177 258H178V256H177ZM176 258V259H177ZM60 259V258H59ZM38 260V261H37ZM86 260V259H85ZM192 260H194V259H192ZM80 261V262H79ZM82 260H81V257H80V259L78 260V262H79V264H81L82 262H81ZM110 261H111V263H110ZM231 261H233V259L231 260ZM168 263L167 264H172L173 263V261L172 260H168L167 261ZM5 263V262H4ZM9 263V262H8ZM7 263V264H8ZM69 263H70V261H69ZM86 263H87V261H86ZM85 263V264H86ZM140 263V262H139ZM138 263V264H139ZM6 264V263H5ZM10 264V263H9ZM83 264V263H82ZM191 264V263H190ZM229 264H231V263H229Z\"/></svg>","mask_w":264,"mask_h":264}]
</instances>
